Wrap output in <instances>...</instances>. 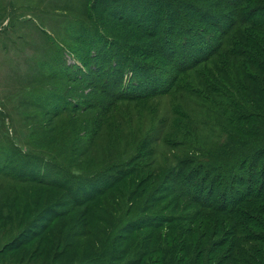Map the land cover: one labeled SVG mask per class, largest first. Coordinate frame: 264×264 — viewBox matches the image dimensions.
Listing matches in <instances>:
<instances>
[{"label":"rangeland","instance_id":"374dc122","mask_svg":"<svg viewBox=\"0 0 264 264\" xmlns=\"http://www.w3.org/2000/svg\"><path fill=\"white\" fill-rule=\"evenodd\" d=\"M112 1L0 0V264H264V223L258 228L250 220L246 223L248 218L261 217L263 197L240 203L234 207L239 212L233 215L201 208L176 191V181L179 185L190 175L192 180L196 173L195 180H200L206 173L202 168L189 172L191 160L209 157L213 161L254 139L252 134L264 124V114L237 120L232 113L237 102L245 108L246 103L264 106V74L249 69L241 59L221 54L215 57L218 63L202 67L197 75L183 76V81L198 88L205 85L209 92L207 82L220 78L224 86L238 92L236 101L227 95L221 100L210 97L213 102L206 103L175 92L140 102H111L99 94L93 98L89 96L93 88H83L82 79L63 82L58 78L66 70L53 62L57 49L65 50L68 75L80 77L96 65L93 55L105 53L107 57L109 49L118 51L129 45L130 50L123 49L132 57L128 60L141 63L149 72L141 76L117 68V74L123 72V84L135 78L138 83L158 81L166 77L163 70L169 65L153 49L155 40L184 46L199 43L204 48L209 33L218 31L190 7L181 15L173 14L183 5L199 3L216 9L209 0H158L163 4V19L157 22L161 5L155 6L151 12L153 25L157 24L154 35L140 33L135 23L115 22L111 30H102L105 34L96 31L109 42L108 48L83 56L82 47H95L96 38H79L78 29L92 26L102 11L113 10L117 0ZM250 1L264 4V0ZM219 10L214 13L221 14ZM140 16L139 11L131 20ZM262 33L255 31L254 36H262L264 45ZM114 53L105 67L120 66L118 61L117 66L112 64L116 57L121 59L120 53ZM83 58H89L88 67ZM218 65L230 74L219 72ZM205 72H209L205 78L198 77ZM62 83L68 93L76 89L79 93L70 94L71 99H46L50 86ZM78 98L88 101L77 105ZM251 98L257 102H250ZM44 165L62 171L56 176L57 184L21 176L23 171ZM204 185L207 193L209 186ZM75 189L95 195L94 199H75ZM139 217L148 226L135 229ZM236 227L240 232L246 228L243 234L248 230L257 233L259 238L243 239L236 246Z\"/></svg>","mask_w":264,"mask_h":264},{"label":"trees","instance_id":"16d2710c","mask_svg":"<svg viewBox=\"0 0 264 264\" xmlns=\"http://www.w3.org/2000/svg\"><path fill=\"white\" fill-rule=\"evenodd\" d=\"M209 3L214 8L221 9L219 10L221 14H215L214 10L216 9L210 8V5L205 8L201 7L200 3L197 6L183 5L180 9L173 13L175 16L181 15V11L190 7L189 10L195 9L194 13L197 17L203 18L204 21L207 20L205 23L209 25V27L212 29H218L219 34L217 30L209 33L211 40L208 39L207 46L203 48L199 43L189 45L185 44V46L181 43L176 45L167 43L166 40L160 39L154 41L155 43L153 45V49L155 47V52H159L161 56L160 59L167 63L165 66L169 65L170 67H166L163 70L166 73V77L162 80L156 81L151 79L150 81H142L138 83L135 78L133 79V82L130 83L129 79H127L126 83L124 82L123 84V72L119 71L117 74V68L137 72L141 76H144L149 72L140 66L141 63L139 65H134L136 64L135 61L132 62L131 60H128L132 57L127 55L123 49L130 50V48L128 49L129 45H123L125 47H120L118 51L109 49L107 51V57H105V53L103 55L99 54V56L93 55V59L96 60V65L94 64V68L91 70L86 68L85 74H81L80 77H71L68 75L67 72L69 70H67V68L69 65L65 61V50L59 48L56 51V55L53 56V62H56L55 64L59 66V68L65 69L66 72L65 75H59L58 78H61L63 82H76V80L82 79L86 84L85 85L83 83V88H86V86L93 88V92L91 91L89 96L96 98L100 95L111 102H140L157 96L170 95L173 92L182 93L185 96L193 95L206 103L213 102L209 100L210 97L221 100L222 98H226L227 95H232V98L236 101L238 92H236L235 88L224 86V81L220 78H218L219 81L217 80V77H215V80L212 81V83L207 82V87L209 88V92H207L208 89H206L205 85H203V88H198L189 81L185 83L183 81V76H189L190 74H193V76L197 75V72H199L202 67L205 68L207 65L208 67H211L213 64L218 63L215 57L218 58L221 54L236 61L241 59L240 62L242 63L243 61V63H247L249 69L257 68L260 73L264 74V61L261 60L264 57V45L261 44V40L259 39L260 37L262 38V36H254L255 31H260L261 33L264 32V4L252 3L250 0H216V3H213V0H209ZM116 4L117 6L114 7L113 10H106L107 12L102 11L101 14H97V18L94 20L92 26H83L78 29L79 38L85 40L89 39L92 41L96 38V42L93 43L96 45L95 47L91 45H85L82 47V51L84 53L83 56L86 57L91 50L99 49L101 51H105L108 48H106V46L109 42L105 43V38L102 37L103 35H96V31H100L105 34L102 30H111V24L115 22H117V25H123L122 23L131 25L135 23L134 26L139 29V32L142 34L144 33V35L149 37L156 33L157 29H155V27H157V24L153 25L154 16L152 17L151 12L156 9L155 6L160 7L161 4L158 0H117ZM162 5L159 14L160 19H158L157 22H160V20L163 19L161 14L163 11ZM124 7H128L126 11L124 10ZM222 9H224V11H222ZM139 11L141 16L138 17L135 22L132 21L136 15H139ZM165 18H167V16H164V19ZM138 21L141 22V25H136V23H139ZM149 29L151 30L148 31ZM100 42L101 45H98ZM135 48L137 49V46H135ZM250 48L255 49L257 54ZM113 51L117 52V54L120 53L121 59H117L116 57L112 64L118 61L120 66L118 67L117 63H114L117 67H113L112 65L105 67L104 64H107V62H110L111 59L115 58L114 56L116 54H113ZM143 53L147 52L144 51ZM86 59L89 60V58H83V60L81 59L85 66L87 64ZM228 64L229 63L226 62L224 67H227ZM221 67L218 65L217 69H220L218 70L219 72L224 75L230 74L226 68L222 65ZM207 73L209 74V72H205L200 74L198 77L205 78ZM53 76L58 75L55 73ZM254 77L256 78L255 80L259 81L258 76ZM96 80H100L99 85H96ZM63 85L64 83L57 86H50V90L46 93V99L48 98L52 100L57 98L60 100L62 96H66L71 99L70 94L73 96V93L76 92L74 94L75 96L79 93L77 89L72 93H68ZM227 90H232V92L226 93L225 91ZM41 91L42 90L40 89V95L43 94ZM261 91L264 95L263 87L261 88ZM75 100V104L77 105H79V102H82L83 104L84 101H88V99L85 98H78ZM250 102L257 101L255 98H251ZM217 104L221 107V109H225L221 104ZM227 104H229V102ZM246 104L248 107L245 108V106L242 107L237 102L236 112L232 113L237 120H246L251 118L253 115H259V113L264 114V106H260L255 103ZM249 108L251 109L250 111ZM252 136L254 139H251L252 141L248 142L245 147L235 149L230 152L229 155L218 156V158L213 161L209 160V157H201L194 160L190 159L191 162L194 163L193 167L189 169V172L202 168L206 171V173L201 175L202 177H200V180H195V177H198L199 174L196 173L194 179L192 180L189 179L191 177L190 175L185 177L179 185L176 181L177 193L185 198L193 200L198 205H201V208H214L219 211L225 210L233 215H237V212H239L236 211L234 207H237L240 203L249 201L250 199L264 198V124L261 127H258L257 131L252 134ZM189 162L190 161L188 159L187 163ZM185 163L186 160H184L182 164L185 165ZM52 166L55 167L54 165ZM52 166L44 165V168H35L37 171L35 169L23 171L21 172V176L24 179L55 185L58 182L56 181V176H58L60 172L62 173V171L53 169ZM13 170L15 169L13 168ZM246 176L247 180H245ZM110 182L113 183V181ZM217 182L220 184L216 185ZM206 183L209 187L207 193H204L207 189L204 187V184ZM238 185L246 186L244 187V190L237 191L236 187ZM106 187H109V185ZM219 187L221 188V191H224V193L221 191L219 193L214 192L216 189L219 190ZM99 190L92 189L91 192H102V188ZM73 195L75 199L84 200L89 198L94 199L95 196H90V194L88 195V193L82 189L80 191L75 189ZM249 215H247V217ZM257 217L258 219L248 218L246 223L250 220L249 223L255 224L256 228H258L264 223L262 221L264 220V211L261 212V217L258 215ZM141 219H143V217H139L138 220ZM137 222L138 225L135 224V229L148 226V222H145L144 220ZM245 229L246 228L241 229V232L237 227L234 229V233H236V239H234L235 245L238 241L243 239L252 241L253 239L255 240L259 238L257 233H253L249 230L247 233L243 234ZM123 230H125V226L121 229V231ZM143 241L146 245L151 244V241H147V239H143ZM125 264L137 263L126 262Z\"/></svg>","mask_w":264,"mask_h":264}]
</instances>
